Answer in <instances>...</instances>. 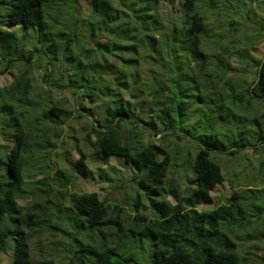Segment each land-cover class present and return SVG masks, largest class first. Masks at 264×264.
<instances>
[{
	"label": "trees",
	"instance_id": "trees-1",
	"mask_svg": "<svg viewBox=\"0 0 264 264\" xmlns=\"http://www.w3.org/2000/svg\"><path fill=\"white\" fill-rule=\"evenodd\" d=\"M78 2L0 0V75L12 76L0 83V253L11 249L13 264H142V256L148 264H247L235 239L252 225L261 229L264 264V176L258 198L243 189L253 201L236 190L225 203L198 208L225 180L224 160L213 153L240 152V161L248 148L264 154V111L254 146L242 137L249 115L235 116L238 102L246 114L264 100V53L255 54L264 0H183L178 8L173 0H89L87 15ZM33 66L43 68V84ZM251 67L250 82L232 77ZM62 86L74 91L73 108L55 97ZM224 92L232 102L224 103ZM210 94H218L214 106ZM232 125L239 140L218 146L209 132ZM90 156L132 166L126 200L67 193L89 177ZM259 163L264 173V158ZM173 166L183 171V187L167 184ZM174 192L176 202L168 199ZM44 233L55 239L36 259L30 242Z\"/></svg>",
	"mask_w": 264,
	"mask_h": 264
},
{
	"label": "rangeland",
	"instance_id": "rangeland-1",
	"mask_svg": "<svg viewBox=\"0 0 264 264\" xmlns=\"http://www.w3.org/2000/svg\"><path fill=\"white\" fill-rule=\"evenodd\" d=\"M183 0H173V3H169V6H175V8H178L181 6V3ZM78 8L80 10V13L83 15H87L89 13V0H79L78 2ZM160 4H153V12L160 13ZM167 9L168 6L166 4L164 5ZM163 13V12H162ZM264 53V41H262L259 45L256 47L255 54L258 58H262ZM239 60V58H237ZM254 67H251V70L246 72V74H240L239 75H232L235 79H241L243 76L247 79L248 82L253 80L256 76V73L254 72ZM33 72L37 76V82L43 84L44 80V71L43 68L33 66ZM12 76L8 73L4 75H0V83L1 84H7L11 82ZM238 81V80H237ZM246 82V83H248ZM241 87V86H240ZM243 91L242 88H239L238 92ZM55 97H64L67 99L64 101L68 104V107L73 108L75 104V96L74 91L69 90L68 88L62 86L59 89H55ZM206 102H212V105L214 106L217 103V100L219 101L218 94L216 95H206ZM223 101L225 104L232 102V97L229 93L224 92L223 94ZM264 101V100H263ZM262 101V104L260 102L255 101L253 106L251 107L249 113L245 114L246 108L241 103L237 104L236 108V119L239 122L242 119L246 118L247 114L249 115V118H246V122L251 124V128L249 131H245V133L242 134L243 140L247 143L249 146H254L256 143V137L254 135V132L256 130L255 124L258 125V121L256 118H258L257 113H260L261 111H264V102ZM257 110V111H256ZM259 111V112H258ZM263 115V114H262ZM257 116V117H256ZM263 117V116H262ZM241 118V119H240ZM264 125V120L262 119V126ZM76 126V123H75ZM215 134L216 138L218 139L217 144L218 146H224L227 147L228 145H231L234 140H239V131L238 128L235 127V125H232L230 128H226L221 130L220 132L217 131L215 133V130L212 128L211 132L209 134ZM211 140L215 141V136H209ZM78 144V143H77ZM75 141L70 142V150L69 156L70 160L75 161L80 156L77 145ZM223 153L217 152L212 154V159L220 158L222 161V171L225 174V180L221 183H218L212 192L213 195V202L212 203H202L198 205V208L200 210L202 209H208L213 208L214 206L225 203L226 199L230 197L234 191L239 190V193L243 194V200H250L253 201V194L251 192H248L246 190H243L245 188H254V195L259 197V192L255 190V188L259 189L261 187L260 182V174L264 176V173H259L258 167H259V161L260 159L264 158V154L261 155L259 150L254 151L251 148H248L245 150L246 153H249L250 156L248 160H241L242 153H227L226 150L222 149ZM223 156V157H222ZM228 159V160H227ZM236 161H240L239 163ZM88 165H89V177L88 178H82L78 179L76 184L74 186H68L67 193L72 191H80V192H97L98 195L102 199H106L109 201L108 203H114V202H122L126 200L127 197V191H130V181L135 173L132 166L125 164L122 159L113 156L108 159H106L104 162L99 163L96 162L94 157H89L88 159ZM96 167H100L101 169L98 170ZM261 170V169H260ZM262 170H264L262 168ZM261 172V171H260ZM101 173L102 175H100ZM107 175L110 177L111 180L105 179L102 176ZM257 176L258 178H254V176ZM53 176V173L49 174V177L51 178ZM181 176H183V171L181 168L177 166L170 167L168 170V176H167V184L168 182H173L175 184H180L181 187L184 186ZM35 178H41L40 175H37ZM30 179V177H28ZM256 183H253V182ZM252 185H250V184ZM33 184H29L28 187L31 188ZM264 186V185H263ZM129 195V194H128ZM249 195L251 198L248 199ZM176 192L174 194H171L168 196V199H170L172 202L177 201ZM55 199V197H52ZM30 196L25 198L24 200H21V203L27 204L30 200ZM259 203V202H258ZM125 209L131 212L130 204H124ZM145 208V209H144ZM143 210H146L147 213L151 214L150 209L144 205L142 207ZM112 217H115V214L113 211H111ZM255 219V218H254ZM239 237L236 238L237 246L239 249V252L241 255L245 257V261L247 264H259V254L263 253V244L260 240L257 239L258 232L261 231V229H254L252 225L249 226H243L240 227L238 230ZM52 239H55V236H52L51 234H43L41 236V241L39 243V237L36 235L31 239L30 245L33 256L38 259L42 256H45L47 253V246L48 242ZM258 247V248H257ZM258 253V255H257ZM13 257L11 253V249L4 250L0 253V264H13ZM140 261H142V264H148L146 263V257H141Z\"/></svg>",
	"mask_w": 264,
	"mask_h": 264
},
{
	"label": "water",
	"instance_id": "water-1",
	"mask_svg": "<svg viewBox=\"0 0 264 264\" xmlns=\"http://www.w3.org/2000/svg\"><path fill=\"white\" fill-rule=\"evenodd\" d=\"M260 71H261V66H260V68H259V73H260ZM260 74H261V73H260ZM260 74H259V75H260ZM258 78H259V76H258ZM84 89H85L84 87H81L80 93H82V92L84 91Z\"/></svg>",
	"mask_w": 264,
	"mask_h": 264
}]
</instances>
